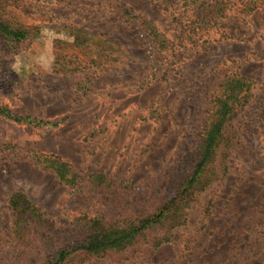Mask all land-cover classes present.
Returning <instances> with one entry per match:
<instances>
[{"label": "rangeland", "instance_id": "obj_1", "mask_svg": "<svg viewBox=\"0 0 264 264\" xmlns=\"http://www.w3.org/2000/svg\"><path fill=\"white\" fill-rule=\"evenodd\" d=\"M0 19L30 32L0 37V107L60 122L0 117V264H47L85 218L154 211L192 174L212 96L235 74L253 82V106L230 123L225 170L223 146L188 225L153 255L142 240L68 264H264L250 258L264 255V0H0ZM20 192L68 231L60 241L30 221L16 231L8 200Z\"/></svg>", "mask_w": 264, "mask_h": 264}, {"label": "trees", "instance_id": "obj_2", "mask_svg": "<svg viewBox=\"0 0 264 264\" xmlns=\"http://www.w3.org/2000/svg\"><path fill=\"white\" fill-rule=\"evenodd\" d=\"M257 6V2L251 1L249 4H245L244 8L250 12H255L258 10ZM215 8L217 6L214 7V13L218 11ZM29 33L28 30L12 28L3 19H0V37L9 43L20 44L27 40ZM164 44L166 41L161 43V45ZM59 62L60 58L57 54L54 72L58 70L56 66ZM67 64L72 66L75 65V62H68ZM64 66L67 68L66 64ZM80 69L81 65L79 64L73 70ZM253 86L252 81L237 74L229 76L223 81L218 93L212 96V108L209 119L206 120L200 143L197 146V163L192 174L174 192L170 193L169 189H166L163 192V197L166 199L161 201V204L154 211L146 213L145 208L140 207L136 210H130L128 213H119V221L114 224L106 221V217L92 220L85 218V223L78 226L77 231L74 230L69 233L70 238L77 237V242L75 244L63 242V246L47 264H68L73 258L100 257L109 253L128 252L136 248L142 240H147L146 245L150 246L149 253L153 255L157 249L172 243L175 232L188 225L189 214L194 208V204L198 202V195L208 191L217 182L220 174L217 175V171L220 172L218 169V165H220L219 151L223 146L226 152L223 154L221 172L225 170L226 159L230 155L228 153L232 151L235 141L234 137H230L228 127L240 113L242 114L246 109L247 114L251 111L253 105L247 107L253 100ZM0 117L34 127L58 126L60 124V122H42L27 115L19 116L4 107H0ZM57 170L60 173L59 178L63 180L62 174L65 170H62L60 165ZM207 204L206 218L208 219L213 201L209 200ZM8 207L12 211L16 231H21L23 223L30 221L39 227H44L50 235H56L53 239L59 240L62 234L68 233V231L61 233L59 230L55 232L52 222L32 205L21 192L15 193L9 198ZM258 233L260 234L258 244L264 249V229ZM250 250V258L257 259L260 256L264 258L261 253H255L254 247Z\"/></svg>", "mask_w": 264, "mask_h": 264}]
</instances>
